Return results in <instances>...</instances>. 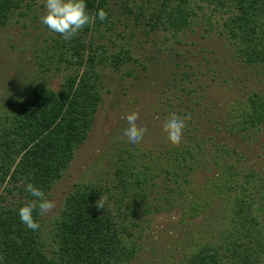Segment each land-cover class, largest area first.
I'll use <instances>...</instances> for the list:
<instances>
[{
    "label": "trees",
    "instance_id": "obj_1",
    "mask_svg": "<svg viewBox=\"0 0 264 264\" xmlns=\"http://www.w3.org/2000/svg\"><path fill=\"white\" fill-rule=\"evenodd\" d=\"M19 2L0 0V28ZM120 4L86 0L90 14L103 9L107 18L96 19L62 43L60 62L76 66V71L67 73L56 90L34 84L4 118L0 201L5 192L23 198L21 206L28 203L33 199L24 190L28 182L47 195L87 137L102 100L101 71L138 65L132 40L139 29L146 35L169 31L181 41L198 26L204 32L213 30L214 17L233 65L255 68L256 73L264 69V0H121ZM118 14L125 16L126 27L131 18L133 27L111 35ZM87 37L106 42L93 45ZM183 72L180 77L175 70L167 72L166 87L154 109L164 121L171 113L187 118L180 143L139 151L126 144L113 159L109 184L77 186L65 197L48 242L42 238L38 210L33 217L40 227L33 231L21 223L16 208L0 202V264H131L143 248L144 231L153 215L173 212L183 223L205 216L215 207L213 201L223 198L230 200L223 209V231L197 253L169 264H264V203L249 198L252 182L264 181V163L253 161L249 166H258L259 174L250 168L242 171L240 166L251 158L234 144L236 137L254 144L253 134L264 128V95L245 89L234 106H216L205 87L187 81L188 73ZM153 154L155 159L150 160ZM157 190L161 192L153 200L151 194ZM98 200H103L104 208L96 207Z\"/></svg>",
    "mask_w": 264,
    "mask_h": 264
},
{
    "label": "rangeland",
    "instance_id": "obj_2",
    "mask_svg": "<svg viewBox=\"0 0 264 264\" xmlns=\"http://www.w3.org/2000/svg\"><path fill=\"white\" fill-rule=\"evenodd\" d=\"M120 1L110 0V3L119 7ZM19 3L18 9L5 26L0 28V126L5 123L4 118L13 112L16 104L24 99L31 86L42 84L56 90L67 73L76 71V66L68 68L60 62L62 43L67 40L49 31L40 22L43 14L42 0H21ZM123 19L125 16L122 14L114 18L116 26L111 35H115L116 31L132 29L131 18H127L128 27ZM211 21L214 23L213 30L204 32L203 27L198 26L192 33L179 38L181 41H176L169 31L149 32L146 35L143 28L139 29L132 40L138 65L128 64L120 66L117 71H101L104 81L102 100L95 109L87 137L75 150L67 169L46 195L55 206L40 216L45 242L51 240L55 221L69 193L77 186L111 182L113 159L118 150H124L126 145L123 140L126 115L135 112L138 126L146 129L142 140L136 145L138 151L166 143L170 147L171 143L162 131L164 119H159L154 112L158 108L157 97L161 96L163 86L166 87L169 70H175L177 77L183 75V71L188 73L186 80H191L195 86L201 83L208 99L216 106H234L243 97L245 89H253L264 95V69L256 73L255 68L241 69L239 65H233L226 41L217 32L219 22L214 17ZM88 37L87 43L91 41L93 45L106 42L105 39ZM253 135L256 141L252 145L248 142L250 139L242 142L239 137L232 139L239 146L237 151L244 152L251 158L250 162L240 166L244 172L253 161L259 162V166L264 163V148L260 147L264 143V128ZM252 137L251 134L250 138ZM152 159H155L154 154L150 156V160ZM250 169L258 174L260 172L258 166ZM214 170L215 168L211 172ZM263 182L262 179H257L251 185L249 198L257 203H264V188H260ZM160 192H153L151 198H158ZM228 201L230 200L224 198L216 199L213 201L215 207L212 211L183 223L179 222L173 212L163 211L153 215L149 230L144 231L143 248L131 264H169L183 255L197 253L215 233L223 231V209ZM0 202L4 207L18 209L23 198L18 194L14 197L3 192ZM262 233L264 236V229Z\"/></svg>",
    "mask_w": 264,
    "mask_h": 264
},
{
    "label": "clouds",
    "instance_id": "obj_3",
    "mask_svg": "<svg viewBox=\"0 0 264 264\" xmlns=\"http://www.w3.org/2000/svg\"><path fill=\"white\" fill-rule=\"evenodd\" d=\"M43 14L40 22L49 31L59 34L63 39L73 38L86 25L93 23L96 19L104 21L107 13L103 9H98L93 16L87 9L86 0H42ZM126 129L124 133V143L130 150L142 140L146 129L138 126V119L135 112L124 117ZM186 117L171 113L162 124V131L166 134L168 141L172 145H178L182 139L185 128ZM24 190L33 198L28 203L17 209V215L28 229L36 231L40 225L34 220L33 212L38 210L40 215L51 211L55 204L46 198L45 193L36 185L28 182L24 185ZM97 208H104L103 200L96 202Z\"/></svg>",
    "mask_w": 264,
    "mask_h": 264
}]
</instances>
